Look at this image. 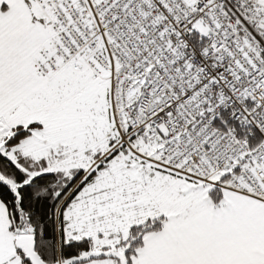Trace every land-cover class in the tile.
I'll use <instances>...</instances> for the list:
<instances>
[{
	"label": "snow or ice",
	"instance_id": "6c2138e0",
	"mask_svg": "<svg viewBox=\"0 0 264 264\" xmlns=\"http://www.w3.org/2000/svg\"><path fill=\"white\" fill-rule=\"evenodd\" d=\"M0 264H264V0H0Z\"/></svg>",
	"mask_w": 264,
	"mask_h": 264
}]
</instances>
